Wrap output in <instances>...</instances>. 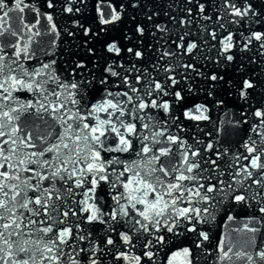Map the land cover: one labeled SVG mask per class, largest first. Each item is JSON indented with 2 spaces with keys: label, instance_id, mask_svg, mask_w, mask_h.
I'll return each instance as SVG.
<instances>
[{
  "label": "snow or ice",
  "instance_id": "1",
  "mask_svg": "<svg viewBox=\"0 0 264 264\" xmlns=\"http://www.w3.org/2000/svg\"><path fill=\"white\" fill-rule=\"evenodd\" d=\"M0 264H264V0H0Z\"/></svg>",
  "mask_w": 264,
  "mask_h": 264
},
{
  "label": "water",
  "instance_id": "2",
  "mask_svg": "<svg viewBox=\"0 0 264 264\" xmlns=\"http://www.w3.org/2000/svg\"><path fill=\"white\" fill-rule=\"evenodd\" d=\"M220 230L219 229H217V232H219ZM241 235H243V234H241Z\"/></svg>",
  "mask_w": 264,
  "mask_h": 264
}]
</instances>
